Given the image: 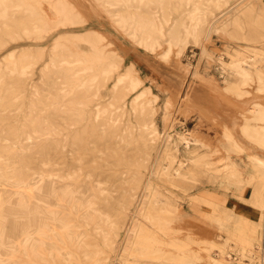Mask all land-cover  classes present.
<instances>
[{
  "label": "bare ground",
  "instance_id": "bare-ground-1",
  "mask_svg": "<svg viewBox=\"0 0 264 264\" xmlns=\"http://www.w3.org/2000/svg\"><path fill=\"white\" fill-rule=\"evenodd\" d=\"M92 1L133 43L156 55L164 73L179 75L183 68L174 64L189 45L200 51L198 72L213 58L206 49L212 33L245 42L250 56L218 60L232 75L222 89L236 100L264 95V43L250 45L264 40V0H240L231 9L228 0ZM83 18L68 0H0V45L5 38L39 39L51 27ZM111 45L98 31L60 36L37 86L30 81L41 52L10 53L0 64V264H194L188 243L177 242L171 227L185 219L153 188L152 176L182 186L205 177L231 189L257 217L237 204L201 198L211 212L197 218L223 232L240 261L264 264V157L248 155V175L229 157L249 147L264 151V105L253 101L242 110L238 132L245 143L223 127L228 157L212 168L199 155L200 139L166 132L172 97L163 104L161 134L156 97ZM181 101L187 110L189 99ZM159 148L167 164L152 156ZM80 184L90 197L79 192Z\"/></svg>",
  "mask_w": 264,
  "mask_h": 264
},
{
  "label": "rangeland",
  "instance_id": "rangeland-1",
  "mask_svg": "<svg viewBox=\"0 0 264 264\" xmlns=\"http://www.w3.org/2000/svg\"><path fill=\"white\" fill-rule=\"evenodd\" d=\"M68 1L83 15L81 23L51 27L39 39L23 36L3 39L0 45V64H3L5 57L10 53L19 54L25 50L41 52L43 55L33 64L30 81L31 84L37 86L40 70L49 60L50 49L57 38L62 35H83L98 31L111 42L112 49L116 50L123 58L125 67L133 65L143 86L149 87L152 96L156 97L152 103L155 108L154 120L161 134L163 133L161 120L163 104L166 98L172 97L174 103L170 115L172 128H168L166 132H169L170 135L180 133L200 139L205 146L199 148V155L212 168H221L228 157L223 149L226 144L223 127H229L236 138L244 142L238 132L243 124L242 110L247 109L253 101L264 105V95L251 93L249 98L247 97L248 99L236 100L222 89L224 79L230 80L232 75L226 72L228 70H221L218 60L221 58L223 61H229L231 56L237 54H241L243 57L250 56L251 53L245 51V42L229 39L219 33H212L210 39L206 41V49L213 54V58L211 61L204 62L203 60L198 65V72L195 73L193 68L198 64L200 51L197 47L189 45L181 59L174 64L175 68H183L182 71H179V75L164 73L160 71L158 57L133 43L116 28L108 15L92 0ZM227 2L226 9L241 4L240 0H228ZM224 17L225 15L221 19L223 20ZM263 43L264 40L263 42L250 43V45L261 47ZM259 67L264 68L263 60L259 62ZM110 86L111 84L108 83L102 94L108 93ZM252 87L253 85L247 89L251 91ZM183 96L189 99L188 109L185 111L181 109V105L184 106L181 101ZM130 99L131 97L128 98V102ZM66 150L68 153V148ZM251 154L264 157V151L255 147H249L245 152L238 155L231 154L229 157L240 164L244 173L248 175L253 171L248 163V155ZM152 156L159 163H168L160 148L152 151ZM67 160H69V156H67ZM150 179L151 185L160 194V197L169 198L176 206L180 218L185 219L184 222L174 221L171 227L177 242L188 243L186 251L196 256L194 264H213V260H222L218 264L249 263L247 258L240 261L239 256L234 252L233 243L226 241L223 232L197 218L201 212L204 214L211 212L210 207L202 203L201 198L230 207L237 204L238 211H243L251 217H257V212L239 202L232 195L231 189L224 188L217 182H209L205 177H201L197 182H185L184 186L181 185V182L170 181L165 177L152 176ZM79 192L84 197L91 196V191L85 184H80ZM250 192V188L246 190V198L249 197ZM50 202L54 204L53 201ZM123 236L124 232L120 231L119 238L121 239ZM163 249L169 250L167 246H163ZM226 253H230L231 257H227Z\"/></svg>",
  "mask_w": 264,
  "mask_h": 264
}]
</instances>
